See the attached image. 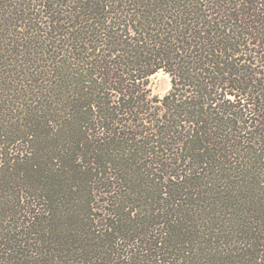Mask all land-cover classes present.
Wrapping results in <instances>:
<instances>
[{"label":"trees","instance_id":"1","mask_svg":"<svg viewBox=\"0 0 264 264\" xmlns=\"http://www.w3.org/2000/svg\"><path fill=\"white\" fill-rule=\"evenodd\" d=\"M0 264H264V0H0Z\"/></svg>","mask_w":264,"mask_h":264},{"label":"rangeland","instance_id":"2","mask_svg":"<svg viewBox=\"0 0 264 264\" xmlns=\"http://www.w3.org/2000/svg\"><path fill=\"white\" fill-rule=\"evenodd\" d=\"M148 86L152 95L161 97L170 88V77L167 73L160 70L150 76Z\"/></svg>","mask_w":264,"mask_h":264}]
</instances>
